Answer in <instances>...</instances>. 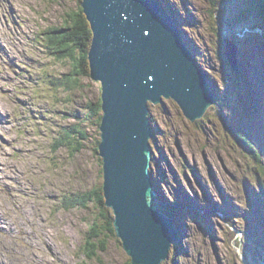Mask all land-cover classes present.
I'll use <instances>...</instances> for the list:
<instances>
[{"label": "rangeland", "instance_id": "374dc122", "mask_svg": "<svg viewBox=\"0 0 264 264\" xmlns=\"http://www.w3.org/2000/svg\"><path fill=\"white\" fill-rule=\"evenodd\" d=\"M158 1L172 10L218 97L192 125L168 107L158 113L150 106L151 176L164 195L156 204L175 211L178 227L163 264H264V0H230L232 7L228 0ZM79 5L0 0V264H100L83 249L102 207H60L64 196L102 185L100 126L86 120L90 138L77 155L54 152L53 141L88 116L102 91L92 77L74 91L41 81L47 73L57 80L70 63L51 58L40 34ZM237 7L246 11L239 21ZM227 38L239 46L238 73L225 55ZM107 245L100 253L106 264H128L120 238L110 236Z\"/></svg>", "mask_w": 264, "mask_h": 264}, {"label": "water", "instance_id": "95a60500", "mask_svg": "<svg viewBox=\"0 0 264 264\" xmlns=\"http://www.w3.org/2000/svg\"><path fill=\"white\" fill-rule=\"evenodd\" d=\"M80 1L93 31L91 77L102 91L98 150L106 205L132 264H161L178 243V229L156 204L150 106L158 113L168 107L192 125L212 111L217 95L178 21L157 0ZM225 47L238 72V44L227 38Z\"/></svg>", "mask_w": 264, "mask_h": 264}, {"label": "trees", "instance_id": "16d2710c", "mask_svg": "<svg viewBox=\"0 0 264 264\" xmlns=\"http://www.w3.org/2000/svg\"><path fill=\"white\" fill-rule=\"evenodd\" d=\"M228 1L229 5H231L230 0ZM232 5L234 6L233 3ZM237 10L236 16H239L236 21H239L240 17L244 19V13L246 11L240 10L238 7ZM262 18L264 20L263 13ZM230 22H232V20ZM41 39L51 58L57 61H68L70 63V70L68 72L63 73L57 80L53 78L47 81L56 88L65 91L81 90L85 88L82 83L83 80L91 77L89 51L93 39V31L82 6L79 5L78 8L67 13L61 25L50 26L43 29L41 32ZM88 106L89 114L87 117L78 119L76 123L64 126L58 137L55 136V141H53L54 152L64 147L67 148L72 155H77L86 147V141L90 138V134L87 132L85 123L87 119L91 118V121H94L95 124L97 123L98 127L100 126L103 116L102 98H99V100L95 102L92 101L88 103ZM75 118L78 117L76 116ZM151 118L152 121L155 120L153 114ZM98 133H100L99 130ZM152 142L154 145L156 137ZM99 143L100 140L96 139V151L98 154L99 150L97 145ZM260 195L264 200V192ZM91 201H97L98 205L102 207V211L101 217L98 219L99 222L95 221L91 233H89V236L85 240L83 253L88 259L96 260L100 262V264H106L100 253L106 252L108 249L107 242L109 241V237H116V230L112 210L106 205L103 185H99L87 192L64 196L63 199H61L60 207L66 210L89 208ZM165 211L170 215H173L175 212L169 206L166 207ZM86 244L90 248L86 249ZM128 264H132L131 259L128 260Z\"/></svg>", "mask_w": 264, "mask_h": 264}, {"label": "bare ground", "instance_id": "6f19581e", "mask_svg": "<svg viewBox=\"0 0 264 264\" xmlns=\"http://www.w3.org/2000/svg\"><path fill=\"white\" fill-rule=\"evenodd\" d=\"M162 4V3H161ZM163 5V4H162ZM166 7H168V6H166ZM164 9H166L165 7H164ZM168 11L170 10V8H168L167 9ZM210 81V80H209ZM208 81V82H209ZM209 84V83H208ZM208 86V85H207ZM102 120V119H101ZM226 156V155H225ZM153 165V164H152ZM157 186H155V188H156ZM154 191H156V189L154 190ZM165 198V197H164ZM167 201H168V199H166ZM263 208V207H262ZM264 209V208H263ZM174 214V213H173ZM170 216H172V215H170ZM175 222V221H174ZM3 223H4V221H3ZM5 224V223H4ZM9 227V226H8ZM12 229V228H11ZM187 235V234H186ZM41 256H43V255H41Z\"/></svg>", "mask_w": 264, "mask_h": 264}]
</instances>
